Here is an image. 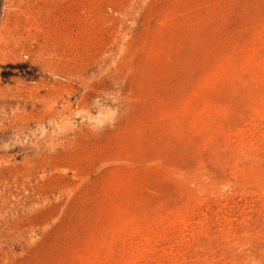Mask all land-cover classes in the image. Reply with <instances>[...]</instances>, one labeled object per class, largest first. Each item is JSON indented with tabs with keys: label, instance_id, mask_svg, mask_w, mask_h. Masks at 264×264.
I'll return each mask as SVG.
<instances>
[{
	"label": "rangeland",
	"instance_id": "1",
	"mask_svg": "<svg viewBox=\"0 0 264 264\" xmlns=\"http://www.w3.org/2000/svg\"><path fill=\"white\" fill-rule=\"evenodd\" d=\"M0 264H264V0H0Z\"/></svg>",
	"mask_w": 264,
	"mask_h": 264
}]
</instances>
